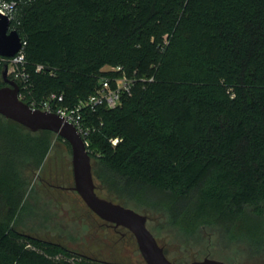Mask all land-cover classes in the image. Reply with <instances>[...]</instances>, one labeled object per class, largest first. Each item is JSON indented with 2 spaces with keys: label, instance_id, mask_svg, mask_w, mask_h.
I'll return each instance as SVG.
<instances>
[{
  "label": "trees",
  "instance_id": "obj_1",
  "mask_svg": "<svg viewBox=\"0 0 264 264\" xmlns=\"http://www.w3.org/2000/svg\"><path fill=\"white\" fill-rule=\"evenodd\" d=\"M4 1L27 42L31 97L73 105L113 66L146 78L87 115L96 192L191 233L214 223L264 242V0ZM54 136L0 114V148L24 151L17 176L0 158V264H111L21 229L28 173Z\"/></svg>",
  "mask_w": 264,
  "mask_h": 264
},
{
  "label": "rangeland",
  "instance_id": "obj_2",
  "mask_svg": "<svg viewBox=\"0 0 264 264\" xmlns=\"http://www.w3.org/2000/svg\"><path fill=\"white\" fill-rule=\"evenodd\" d=\"M57 136L55 133L43 166L28 173L26 202L29 209L24 213L28 223L21 229L111 264H147L134 235L102 221L73 189L72 152ZM17 146L23 150V143ZM21 154L24 151L17 154L0 148V158L14 162L10 173L16 176L17 169L21 171ZM97 193L103 197L101 192ZM145 215L148 228L164 246L170 260L188 263L213 258L232 264H264V242L255 241L260 237L236 235L233 231L234 235L214 223L197 227L191 233L159 213Z\"/></svg>",
  "mask_w": 264,
  "mask_h": 264
},
{
  "label": "water",
  "instance_id": "obj_3",
  "mask_svg": "<svg viewBox=\"0 0 264 264\" xmlns=\"http://www.w3.org/2000/svg\"><path fill=\"white\" fill-rule=\"evenodd\" d=\"M9 29L8 16L0 12V54L6 57L14 56L22 46L18 31H9ZM3 76L9 85L0 86V114L32 131H53L70 143L75 181L73 189L101 219L116 227H124L133 233L147 264H232L213 258H204L188 263H177L170 260L165 254L164 248L148 228V217L145 214L101 197L96 192L89 148L80 131L62 115L32 109L27 103L21 101L18 96L17 82L8 77L7 64L4 66Z\"/></svg>",
  "mask_w": 264,
  "mask_h": 264
},
{
  "label": "built area",
  "instance_id": "obj_4",
  "mask_svg": "<svg viewBox=\"0 0 264 264\" xmlns=\"http://www.w3.org/2000/svg\"><path fill=\"white\" fill-rule=\"evenodd\" d=\"M15 2L0 0V12L12 19V11L15 7ZM16 30L15 27H10L9 31ZM19 33V32H18ZM22 46L20 50L11 57H6L0 54V64L8 66V77L15 82L19 81L22 85L19 86V99L27 103L32 109H39L51 113L62 115L67 121L80 131L88 148L90 145L89 136L92 132V127L87 123V115L91 112H96L100 107L115 108L121 104L123 95H131L138 81H146L145 77L137 78L128 75L123 66H113L110 70L113 74L104 75L100 78L99 86L96 91L85 99H81L73 105L64 104L65 98L63 94L51 92L42 99L31 97L33 84L30 81V73L27 69V60L25 54L26 41L21 37ZM168 40L165 37L164 44ZM46 69L43 64H37L36 71L42 72ZM53 74V71L50 72ZM153 77L149 78L152 80ZM119 139L115 138L112 143L116 145ZM90 150V149H89Z\"/></svg>",
  "mask_w": 264,
  "mask_h": 264
},
{
  "label": "flooded vegetation",
  "instance_id": "obj_5",
  "mask_svg": "<svg viewBox=\"0 0 264 264\" xmlns=\"http://www.w3.org/2000/svg\"><path fill=\"white\" fill-rule=\"evenodd\" d=\"M108 225H110V227H114L115 229H118V228H120V227H116V226H114L113 224H111V223H108ZM159 243V242H158ZM162 247H164L163 245H162ZM165 249V248H164ZM249 261V260H248ZM233 264H237V263H233ZM252 264H253V262H252Z\"/></svg>",
  "mask_w": 264,
  "mask_h": 264
}]
</instances>
